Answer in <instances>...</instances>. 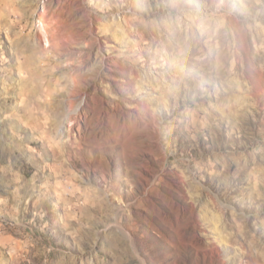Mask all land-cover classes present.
<instances>
[{"label":"rangeland","instance_id":"rangeland-1","mask_svg":"<svg viewBox=\"0 0 264 264\" xmlns=\"http://www.w3.org/2000/svg\"><path fill=\"white\" fill-rule=\"evenodd\" d=\"M0 264H264V0H0Z\"/></svg>","mask_w":264,"mask_h":264},{"label":"bare ground","instance_id":"bare-ground-1","mask_svg":"<svg viewBox=\"0 0 264 264\" xmlns=\"http://www.w3.org/2000/svg\"><path fill=\"white\" fill-rule=\"evenodd\" d=\"M61 130V129H60Z\"/></svg>","mask_w":264,"mask_h":264}]
</instances>
